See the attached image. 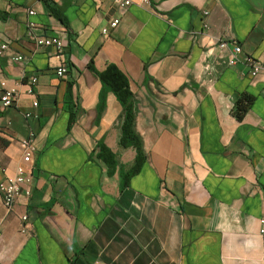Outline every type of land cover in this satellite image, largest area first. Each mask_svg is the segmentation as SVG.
Returning a JSON list of instances; mask_svg holds the SVG:
<instances>
[{"label": "crops", "instance_id": "crops-1", "mask_svg": "<svg viewBox=\"0 0 264 264\" xmlns=\"http://www.w3.org/2000/svg\"><path fill=\"white\" fill-rule=\"evenodd\" d=\"M130 1L0 0V97L17 91L0 109V183L23 164L31 191L11 210L0 196V264H264V0ZM110 64L129 79L147 154L124 188L136 152L98 75ZM243 93L255 99L239 121Z\"/></svg>", "mask_w": 264, "mask_h": 264}, {"label": "trees", "instance_id": "trees-1", "mask_svg": "<svg viewBox=\"0 0 264 264\" xmlns=\"http://www.w3.org/2000/svg\"><path fill=\"white\" fill-rule=\"evenodd\" d=\"M53 13H55L54 10ZM98 75L105 87L116 95L123 108L120 116L121 135L119 143L121 147L125 149L133 148L136 152L132 168L126 173H121V185L124 188L130 184L131 178L140 172L147 159L142 137L135 131L136 107L134 94L128 77L115 64H110L105 71L98 72ZM68 97H71V92L68 93ZM254 99V96L248 93L241 94L234 109V116L237 120H243ZM70 123V126L74 123L73 113ZM97 158L107 165L110 175L116 173L118 161L109 148L99 145Z\"/></svg>", "mask_w": 264, "mask_h": 264}, {"label": "built area", "instance_id": "built-area-1", "mask_svg": "<svg viewBox=\"0 0 264 264\" xmlns=\"http://www.w3.org/2000/svg\"><path fill=\"white\" fill-rule=\"evenodd\" d=\"M113 1L118 3L121 7H129L132 4L130 0H113ZM144 1L146 3L149 2V0H144ZM29 13L31 15L35 14L34 10H31ZM205 14H208V13L205 12ZM119 23H120V20L116 19L111 23V27L116 28L119 25ZM107 32H108V28H104L103 33H107ZM32 40H34L35 44L40 48L53 47L60 54L64 52L65 42L58 36H50V37L33 36ZM221 46L226 47L228 46V43L223 41L221 43ZM7 48H8L7 44H2L0 46V54H2L3 51H5ZM240 52H241V47L236 45L232 52V57L229 61L230 65H234L238 62V54ZM22 59H23L22 56H17L15 58V60L17 61L22 60ZM247 63L252 67L251 74L256 75L261 66L260 62L257 60L248 58ZM56 73L61 78L65 77L68 73V67L65 65H62L56 69ZM31 83L36 84L37 78L32 77ZM16 99H17V91L14 89L5 88L0 97V109L5 110V109L12 107L15 104ZM33 105L35 108H37L38 102L35 101ZM30 116H31L30 113L26 114V117H30ZM33 137H34V134L31 133L27 139L22 141V146L24 148V157H23L24 163H29L32 159L31 155H32V151L34 150ZM29 181L30 180H29V177L27 176V171L25 169V166L21 164L17 168V173L13 178L0 183V196L7 210H11V208L16 202L17 197L20 194L24 193L26 196H29L31 194L30 188L28 187ZM27 219H28V216L24 215L23 220L26 221ZM261 223L264 224V218L261 219ZM262 232H264V229L262 230Z\"/></svg>", "mask_w": 264, "mask_h": 264}]
</instances>
